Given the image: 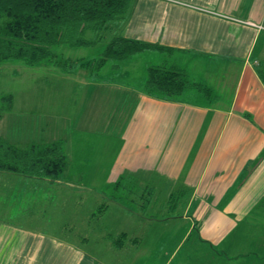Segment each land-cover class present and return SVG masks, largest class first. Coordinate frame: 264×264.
<instances>
[{"label":"crops","instance_id":"crops-1","mask_svg":"<svg viewBox=\"0 0 264 264\" xmlns=\"http://www.w3.org/2000/svg\"><path fill=\"white\" fill-rule=\"evenodd\" d=\"M123 21L113 37L159 48L98 66L113 23L90 51L57 47L60 81L82 79L54 85L52 106L12 96L0 139L60 143L68 164L57 181L0 172V198L11 197L15 220L42 217V201L19 206L21 184L42 190L59 182L92 191L96 201L94 191L124 189L140 210L154 209L162 193L177 220L144 218L112 200L113 189L102 191L104 210L86 217L101 222V253L72 219L59 233L0 221V264H264V0H134ZM151 67L182 71L188 86L171 99L148 93ZM130 214L135 221L122 230Z\"/></svg>","mask_w":264,"mask_h":264},{"label":"trees","instance_id":"trees-1","mask_svg":"<svg viewBox=\"0 0 264 264\" xmlns=\"http://www.w3.org/2000/svg\"><path fill=\"white\" fill-rule=\"evenodd\" d=\"M133 1L0 0V64H56L55 49L59 46L93 47L104 39L112 23L126 19ZM155 48L159 47L116 36L106 44L98 66ZM187 86L182 71L165 67L147 71L146 90L150 94L171 99ZM67 164L60 143L16 146L0 139L2 173L57 181Z\"/></svg>","mask_w":264,"mask_h":264},{"label":"rangeland","instance_id":"rangeland-1","mask_svg":"<svg viewBox=\"0 0 264 264\" xmlns=\"http://www.w3.org/2000/svg\"><path fill=\"white\" fill-rule=\"evenodd\" d=\"M114 23L117 25V27L116 28L114 27L110 30V33L108 34V36L110 37L109 40L112 39L114 34L119 32L118 26L123 25L124 21L122 20L121 22L118 21ZM0 24H1V20H0ZM88 48H91V47L68 48L64 46L63 51H66L64 53H70L72 52V50L75 51L76 53H85ZM55 52H58L57 48L55 49ZM58 75H61V70H60V67L56 65L55 63L53 64L44 63L42 65H38L34 67L25 66L24 64H21L19 62H8V63L0 64V115L5 116L11 109L12 100L14 99V97H12L13 95H16L17 100L19 98L22 99L23 96L31 95L30 97L35 99L36 104L37 105L39 104L40 108L41 107L47 108L49 107V104L47 103L50 102L52 106V102L55 101L54 96L58 95V92L51 91V88L54 87V85L61 84L62 86L65 87V84H71L72 79L74 80L82 79L80 76H78V74H77L78 77H75V74H73V76L69 74H67L66 76L63 74V76L66 79L63 78V80L60 81V78H58L59 77ZM261 77L264 79L263 71L261 72ZM47 84H49L50 86H46ZM44 87H45V90H44ZM65 92L66 91L62 93L60 92L62 97L59 99V101H61L60 104H62L63 106L61 107L62 111L64 110L69 111V108H66V105L68 103L67 99L64 100V96H63ZM67 95L69 96L70 93H68ZM6 174L9 175V173H6ZM83 181H84L83 184H87V179H83ZM98 182L100 184V186H98L99 188L98 190H100L102 187V182L100 181ZM58 183L59 182H54L55 186H50V185L45 184V187L42 188V190L41 188L36 186L37 184L35 185L33 183L29 185L21 184V187L24 188V190L26 191L25 192L26 196L24 198L26 200L22 201L21 203L20 201L17 200L18 204H20L19 206H21V208L26 207L30 209L31 207L36 206L37 203L42 201V217H38L37 215L27 217L26 215L23 216V214H21L20 216L18 215L19 219L17 218L15 220L9 219L8 207L10 206L9 203L11 202L10 201L11 197L6 199L7 203H3L2 197H1L0 198V221L4 222L5 225L7 222L12 223L11 221H15L16 223L20 224L22 227L33 228V229H42L43 227H47V229H49L50 227L53 231L59 233V232H62L63 228L68 226V224L70 223L72 219L71 223L73 222L75 224L79 223L80 229H83L85 233L84 235L88 236L89 239L87 240L90 241V245L95 246L96 248L94 249L97 250V252L101 253L102 250L104 249L103 247L104 243H102L103 234H101L99 230L101 228V226L99 225L101 224V222L97 221L96 219H94L96 221L93 222L94 220L91 219L92 221L87 223L88 220H86V217L88 216L91 217L92 214H95V217H96L97 213H100L104 210L102 206V202L104 201V195L102 191L105 192L104 194H107L109 193V190L112 191L113 188L101 189V191H98V192L94 191V195L96 196V199H97L96 201L94 197H91L93 195L92 191H88L85 189H79V188L76 189L75 187L68 188L67 186L58 185ZM5 190L6 188H3V191ZM129 190H132L133 193H136L137 196H140V193L142 192L140 191L141 189L139 188L137 189L126 188L127 192ZM159 190H162V189H159ZM150 191H151V194L153 192H155V194L156 192L158 193V189L156 188L150 189ZM5 194L6 192L2 193V196H4L3 199H5ZM110 195L114 196V199L112 200L116 201L120 206L128 210L129 209L135 210L136 213L142 214L144 218H147V219L156 218L158 220L162 218L175 216L177 220L178 213L177 214L172 213L166 209V198L165 199L163 198L162 193H160V196L159 194L155 196V198L157 199L155 208L149 209L150 208L149 207L148 208L149 210H145V209L140 210L139 208L140 200L137 198L127 196V193H125L124 189H118L116 192L115 191L111 192ZM72 196H74V198L84 197L85 201L84 202L80 201L82 200L81 198L80 200L76 198L74 199L72 198ZM146 196L147 195H145V198ZM155 198L153 197V199ZM17 201H15L12 204V206H16ZM151 201H152V198H151ZM133 203H137V205H134ZM134 206H137V207L135 208ZM88 213L89 214L92 213V214L89 215ZM130 215H131L130 217H132V221L127 220L128 224L125 225V223H123L122 225L118 226L119 228H122V230H125L130 227L129 223L131 222L133 223V221H135L134 220L135 218L133 217V215L132 214ZM88 227H90L92 230L90 231ZM70 236L68 237V239L70 238ZM82 238L83 237L81 236L79 240L76 242L79 245V247L83 246L87 242L86 240H82ZM73 239L77 240L78 236L76 238V236L73 235Z\"/></svg>","mask_w":264,"mask_h":264}]
</instances>
